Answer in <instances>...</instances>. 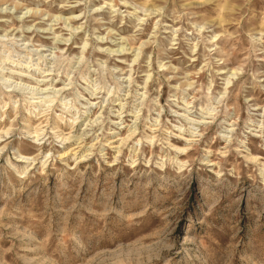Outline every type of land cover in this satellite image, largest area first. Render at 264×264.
I'll return each mask as SVG.
<instances>
[{
    "label": "rangeland",
    "instance_id": "1",
    "mask_svg": "<svg viewBox=\"0 0 264 264\" xmlns=\"http://www.w3.org/2000/svg\"><path fill=\"white\" fill-rule=\"evenodd\" d=\"M0 264H264V0H0Z\"/></svg>",
    "mask_w": 264,
    "mask_h": 264
}]
</instances>
